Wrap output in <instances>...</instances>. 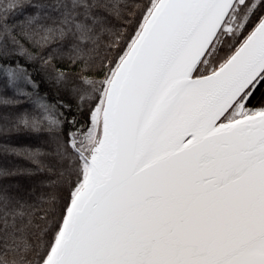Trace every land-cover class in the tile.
<instances>
[{
	"label": "snow or ice",
	"instance_id": "snow-or-ice-1",
	"mask_svg": "<svg viewBox=\"0 0 264 264\" xmlns=\"http://www.w3.org/2000/svg\"><path fill=\"white\" fill-rule=\"evenodd\" d=\"M0 264H264V0H0Z\"/></svg>",
	"mask_w": 264,
	"mask_h": 264
}]
</instances>
